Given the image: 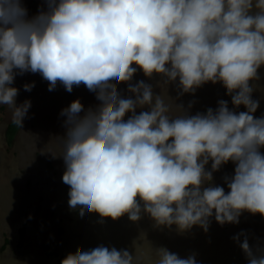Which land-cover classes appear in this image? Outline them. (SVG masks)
<instances>
[{
  "label": "clouds",
  "instance_id": "1",
  "mask_svg": "<svg viewBox=\"0 0 264 264\" xmlns=\"http://www.w3.org/2000/svg\"><path fill=\"white\" fill-rule=\"evenodd\" d=\"M47 4V11L29 19L20 0H0V105L12 109L13 123L22 126L30 102L17 106L18 89L11 85L25 72L39 73L49 91L60 83L71 92L83 83L96 92L102 102L97 108L84 112L75 100L61 113L67 129L62 180L70 208L113 220L127 214L138 221L144 212L180 232L197 225L207 231L213 215L221 225L239 223L244 211L264 217V117L252 115L259 102L250 86L264 65V0ZM137 68L147 77L178 78L185 93L222 82L232 104L247 111L237 114L221 100L215 111L172 118L144 81L129 85L135 99L121 98L113 81H131ZM145 105L150 111L137 115ZM229 161L236 166L226 193L210 182ZM240 247L249 264H264V254L255 255L246 237ZM157 255L156 264H196L194 255L181 258L164 247ZM133 261L127 250L101 245L77 249L61 264Z\"/></svg>",
  "mask_w": 264,
  "mask_h": 264
},
{
  "label": "rangeland",
  "instance_id": "2",
  "mask_svg": "<svg viewBox=\"0 0 264 264\" xmlns=\"http://www.w3.org/2000/svg\"><path fill=\"white\" fill-rule=\"evenodd\" d=\"M20 2L27 9L29 19L48 10L47 0ZM257 75V79L250 81L251 98L259 102L252 115L261 118L264 117V65ZM139 81L151 85L154 97L159 95L163 99L169 108L166 114L172 118L206 114L209 108L215 111L221 100L237 114L247 111L243 105L232 104V96L222 82H207L194 93H185L178 78L168 81L160 74L147 77L137 68L131 81L113 83L121 98L135 99L128 89ZM26 84L34 86L26 91ZM11 86L18 89L16 105L29 101L30 108L22 126L9 140L7 128L13 121L12 109L0 105V264H61L77 249L87 251L101 245L127 250L134 257L133 264H156L157 249L161 247L181 258L194 255L196 264H249L240 247L245 237L255 255L264 254V217L247 211L242 212L239 223L221 225L213 215L207 231L197 225L184 232L175 225L159 226L144 212L138 221L130 220L127 214L116 220L102 218L87 210L81 216L79 207H69V186L62 180L63 138L67 129L66 116L61 113L75 100L81 102L84 112L102 102L83 83L74 85L71 92L60 83L49 91V82L39 73L17 74ZM135 111L138 115L150 111V106L137 107ZM131 115L126 113L124 119ZM260 152L264 154V147ZM211 163L210 160L206 170L211 171ZM235 166L229 161L212 172L211 185L223 187L227 193L226 178L234 176Z\"/></svg>",
  "mask_w": 264,
  "mask_h": 264
},
{
  "label": "trees",
  "instance_id": "3",
  "mask_svg": "<svg viewBox=\"0 0 264 264\" xmlns=\"http://www.w3.org/2000/svg\"><path fill=\"white\" fill-rule=\"evenodd\" d=\"M19 128H20L19 124L13 123V121L10 123L7 130V137L9 140H12L14 138Z\"/></svg>",
  "mask_w": 264,
  "mask_h": 264
},
{
  "label": "flooded vegetation",
  "instance_id": "4",
  "mask_svg": "<svg viewBox=\"0 0 264 264\" xmlns=\"http://www.w3.org/2000/svg\"><path fill=\"white\" fill-rule=\"evenodd\" d=\"M9 127V126H8ZM7 130H8V128H7ZM18 132V131H17Z\"/></svg>",
  "mask_w": 264,
  "mask_h": 264
}]
</instances>
